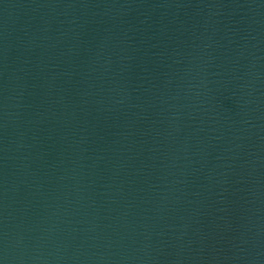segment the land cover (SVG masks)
Instances as JSON below:
<instances>
[{
	"label": "water",
	"instance_id": "water-1",
	"mask_svg": "<svg viewBox=\"0 0 264 264\" xmlns=\"http://www.w3.org/2000/svg\"><path fill=\"white\" fill-rule=\"evenodd\" d=\"M0 264H264V0H0Z\"/></svg>",
	"mask_w": 264,
	"mask_h": 264
}]
</instances>
